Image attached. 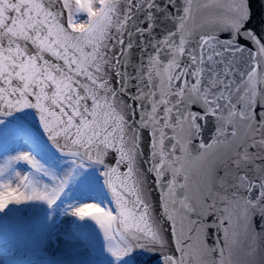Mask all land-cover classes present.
Listing matches in <instances>:
<instances>
[{
  "label": "snow or ice",
  "instance_id": "obj_1",
  "mask_svg": "<svg viewBox=\"0 0 264 264\" xmlns=\"http://www.w3.org/2000/svg\"><path fill=\"white\" fill-rule=\"evenodd\" d=\"M0 264H264V0H0Z\"/></svg>",
  "mask_w": 264,
  "mask_h": 264
},
{
  "label": "water",
  "instance_id": "obj_2",
  "mask_svg": "<svg viewBox=\"0 0 264 264\" xmlns=\"http://www.w3.org/2000/svg\"><path fill=\"white\" fill-rule=\"evenodd\" d=\"M262 7V0H252V9L254 13H258Z\"/></svg>",
  "mask_w": 264,
  "mask_h": 264
}]
</instances>
